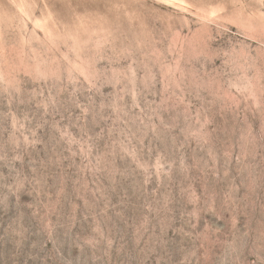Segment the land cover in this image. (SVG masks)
Returning a JSON list of instances; mask_svg holds the SVG:
<instances>
[{"label":"rangeland","instance_id":"374dc122","mask_svg":"<svg viewBox=\"0 0 264 264\" xmlns=\"http://www.w3.org/2000/svg\"><path fill=\"white\" fill-rule=\"evenodd\" d=\"M0 264H264V0H0Z\"/></svg>","mask_w":264,"mask_h":264}]
</instances>
